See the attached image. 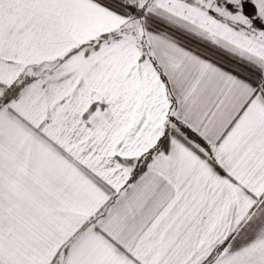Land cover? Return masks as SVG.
I'll return each mask as SVG.
<instances>
[{
  "label": "snow or ice",
  "instance_id": "6c2138e0",
  "mask_svg": "<svg viewBox=\"0 0 264 264\" xmlns=\"http://www.w3.org/2000/svg\"><path fill=\"white\" fill-rule=\"evenodd\" d=\"M0 264H264V0H0Z\"/></svg>",
  "mask_w": 264,
  "mask_h": 264
}]
</instances>
